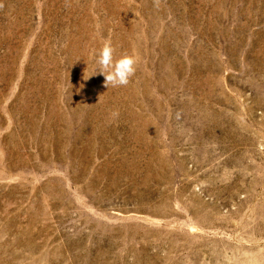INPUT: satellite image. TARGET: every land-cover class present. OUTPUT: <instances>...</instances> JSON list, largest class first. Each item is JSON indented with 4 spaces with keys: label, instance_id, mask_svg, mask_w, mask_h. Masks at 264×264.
Segmentation results:
<instances>
[{
    "label": "rangeland",
    "instance_id": "obj_1",
    "mask_svg": "<svg viewBox=\"0 0 264 264\" xmlns=\"http://www.w3.org/2000/svg\"><path fill=\"white\" fill-rule=\"evenodd\" d=\"M0 264H264V0H0Z\"/></svg>",
    "mask_w": 264,
    "mask_h": 264
},
{
    "label": "clouds",
    "instance_id": "obj_2",
    "mask_svg": "<svg viewBox=\"0 0 264 264\" xmlns=\"http://www.w3.org/2000/svg\"><path fill=\"white\" fill-rule=\"evenodd\" d=\"M114 53L115 48L111 41L106 42L99 52L98 64L100 67L95 70V74L99 73L104 76L106 88L127 86L130 78L135 74L139 59L135 53L123 54L119 59H114ZM112 115L118 116V112H113Z\"/></svg>",
    "mask_w": 264,
    "mask_h": 264
}]
</instances>
